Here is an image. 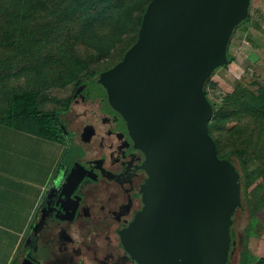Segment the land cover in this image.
<instances>
[{
    "label": "water",
    "instance_id": "95a60500",
    "mask_svg": "<svg viewBox=\"0 0 264 264\" xmlns=\"http://www.w3.org/2000/svg\"><path fill=\"white\" fill-rule=\"evenodd\" d=\"M252 0H152L136 43L99 78L145 156L143 208L122 233L137 264H229L242 178L218 155L205 87L229 65ZM77 167L60 197L80 182ZM22 264H37L25 257Z\"/></svg>",
    "mask_w": 264,
    "mask_h": 264
},
{
    "label": "rangeland",
    "instance_id": "374dc122",
    "mask_svg": "<svg viewBox=\"0 0 264 264\" xmlns=\"http://www.w3.org/2000/svg\"><path fill=\"white\" fill-rule=\"evenodd\" d=\"M150 1L121 0L126 9L124 16L129 21L125 30L115 29L111 22L102 26L92 24V17H85L81 11L84 6L77 2L2 1L0 81L6 101L14 93L31 91L38 94L43 110L61 111L79 80L90 73L108 71L123 58L134 42L139 16ZM249 12L252 22L241 26L229 46L234 62L218 69L205 87L215 108L214 117H220L221 156H230L239 166L231 153L241 148L247 152L244 159L251 164L248 177H242L243 208L234 230L237 249L229 264H239L246 241L253 254L259 252L264 241V213L256 230L257 237L247 239L245 233L250 209L254 211L264 199V116L262 110L254 112L246 107L239 108V112L227 111L233 95L247 97L254 107H264L261 96L264 92V0H252ZM256 113L260 114L255 116ZM66 160L65 155L57 173L62 175ZM56 175L50 196L60 184V175Z\"/></svg>",
    "mask_w": 264,
    "mask_h": 264
},
{
    "label": "flooded vegetation",
    "instance_id": "af4514ba",
    "mask_svg": "<svg viewBox=\"0 0 264 264\" xmlns=\"http://www.w3.org/2000/svg\"><path fill=\"white\" fill-rule=\"evenodd\" d=\"M101 74L78 84L57 115L67 147L65 175L38 217L21 264L25 257L37 264H137L122 233L143 208L145 156L110 105ZM74 166L80 182L61 198Z\"/></svg>",
    "mask_w": 264,
    "mask_h": 264
},
{
    "label": "crops",
    "instance_id": "0c3cea01",
    "mask_svg": "<svg viewBox=\"0 0 264 264\" xmlns=\"http://www.w3.org/2000/svg\"><path fill=\"white\" fill-rule=\"evenodd\" d=\"M2 96L0 91V114L6 111ZM65 155V144L0 123V264H21L38 217L51 197L55 174L60 175V182L64 178V171L62 175L57 172ZM254 255L264 259V241Z\"/></svg>",
    "mask_w": 264,
    "mask_h": 264
},
{
    "label": "trees",
    "instance_id": "16d2710c",
    "mask_svg": "<svg viewBox=\"0 0 264 264\" xmlns=\"http://www.w3.org/2000/svg\"><path fill=\"white\" fill-rule=\"evenodd\" d=\"M2 1L4 0H0V11H1ZM151 1L145 5L139 16V19L136 23L134 30L135 31L134 42L126 49L123 58L127 53V51L136 43L138 39V34L141 28L143 16ZM67 2L70 3L77 2L79 4H82L84 6L83 10H81L83 12V15L85 17H92L91 23L94 25L96 24L102 26L108 22H111V26L115 27V29L117 27L119 29H124V30L129 26V21L124 16V12H125L124 10L126 9L125 6L121 4L122 3L121 0H62L63 4ZM250 19L251 17H249L245 22H243L241 26L248 23ZM123 58L118 63H120L123 60ZM229 60H230L229 64H232L234 62V58H232L231 55H229ZM98 75L99 74L96 73H90L89 75H86L81 80H79L78 84L82 83L86 77L89 76L98 77ZM208 83L206 84V86L208 85ZM0 91L3 93L2 97L6 103V111L3 114H0L1 124L24 132L31 133L41 138L49 139L64 144V139L61 134V130L57 124V115L60 111L43 110L39 103L38 94L35 92L26 91V92L14 93L8 99V101H6V99L4 98V91L1 81H0ZM207 96L209 98L208 94ZM261 96L264 97V92L261 93ZM248 101L249 99L247 97L239 98L237 95H233L230 98V103L227 104V111L228 109H236V111L239 112L238 110L239 108L242 109V107H246L249 108L250 111H254V112L256 110L257 111L262 110L261 114L264 116V107L263 108L254 107L251 103H248ZM226 114L227 113L225 112L224 115L226 116ZM259 114L260 113H256L254 115L258 116ZM219 121H220V117H218L217 119L216 117H214V119L210 122L209 125L210 135L213 137V139L216 141L217 144L218 155L222 159H231L233 163L236 165L238 171L240 172L241 178L243 177L246 179L249 175L251 164H249L244 159V157L247 155V152L245 150L241 148H237L231 153V155L234 158H236L237 161L239 162V166L230 156H221L220 154V148L223 140H222V134L218 129ZM212 122H215V125H212L213 124ZM239 124L241 123L239 122ZM63 175L65 174L63 173ZM247 187L248 184L246 182L245 198H246ZM263 213H264V199L259 202L257 208L254 211L250 209L249 223L245 229L247 239H250L252 237L255 238L257 237L256 230L258 228V225H260V217L262 216ZM234 233L237 237V233L235 231ZM239 264H264V259L257 258L250 251L248 242L246 241V244L243 247L242 252L240 254Z\"/></svg>",
    "mask_w": 264,
    "mask_h": 264
}]
</instances>
